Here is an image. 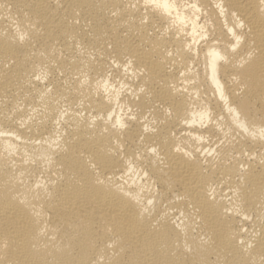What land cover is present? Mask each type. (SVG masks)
Instances as JSON below:
<instances>
[{
	"label": "bare ground",
	"instance_id": "bare-ground-1",
	"mask_svg": "<svg viewBox=\"0 0 264 264\" xmlns=\"http://www.w3.org/2000/svg\"><path fill=\"white\" fill-rule=\"evenodd\" d=\"M0 264H264V0H0Z\"/></svg>",
	"mask_w": 264,
	"mask_h": 264
}]
</instances>
